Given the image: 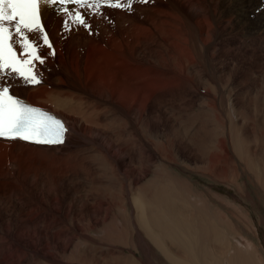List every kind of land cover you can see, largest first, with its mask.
Listing matches in <instances>:
<instances>
[{
	"label": "bare ground",
	"instance_id": "6f19581e",
	"mask_svg": "<svg viewBox=\"0 0 264 264\" xmlns=\"http://www.w3.org/2000/svg\"><path fill=\"white\" fill-rule=\"evenodd\" d=\"M64 7L80 11L89 27L66 30ZM133 7L101 5L98 15L41 0L52 47L38 43L52 54L36 63L38 85L17 77L9 92L64 118L69 131L61 146L0 139V264L32 263L37 250L47 264H87L82 245L116 237L111 227L123 213L135 225L131 234L142 229L170 247L172 254L163 252L172 264H264L238 249L236 236L224 238L233 206L221 220L202 217L193 208L200 190L172 170L177 154L187 161L193 153L255 155L250 144L259 141L264 153V0ZM210 125L222 137L208 148ZM221 174L220 165L210 172Z\"/></svg>",
	"mask_w": 264,
	"mask_h": 264
},
{
	"label": "rangeland",
	"instance_id": "374dc122",
	"mask_svg": "<svg viewBox=\"0 0 264 264\" xmlns=\"http://www.w3.org/2000/svg\"><path fill=\"white\" fill-rule=\"evenodd\" d=\"M86 31L90 34L89 29H86ZM260 102L258 103L260 104ZM225 118L226 125H224L226 128H230L231 125L228 123L230 121L227 117ZM236 122L242 123L237 117ZM259 125L261 123L257 121L254 125L255 129L258 130ZM212 127L211 125L208 127L210 131V134H207L208 148H211L216 144L218 138L221 139L222 137V134L215 127H213L215 128L213 130ZM211 130H213L212 133ZM260 142L250 144L252 151L257 152L255 155L254 153H193V157H190L192 158L191 161H187L186 158L176 153L177 160L172 166V170L178 178L188 179L194 190H200V197L195 198L198 205H193V208L198 210L202 217H205V213L209 212L213 219L221 220L226 216L229 205L233 206V211L236 210L235 217L231 215L226 219H229L234 225L228 228L229 233L225 231L227 237L224 238L228 239L236 236L241 243L237 248L244 252H252L251 255L255 257L253 261H258V255L264 258V182L260 181V175L262 178L264 177V173L260 174L261 171L264 172V165H261V158H264V153H261L262 143ZM215 163L220 165L222 174L217 176L216 179H212L210 172L212 173V170L217 168ZM245 163L247 165L249 163L250 166H244ZM184 164H188L189 168H183ZM224 201L228 204H225ZM123 215L122 221H116L111 227V229L115 228L116 237L105 234V236H95V243L90 241L87 245H82L86 249H90L87 252L90 257L87 264L92 260H95L94 264L95 262L97 264H172L163 252L167 250L168 253H171L170 247H165V245H162L163 248L158 247L142 229L139 230L140 234H131L130 227L133 228L135 225L132 224V227L131 223L128 222L127 215L124 213ZM119 229L124 230L126 234L120 235L118 233ZM198 240L201 241L200 237L197 238ZM142 242L143 244H139ZM197 244L198 248L203 247V244ZM248 245L252 247H247ZM211 246L213 245L207 246L206 250H209ZM251 248L252 250H250ZM253 251L256 254H253ZM246 255L248 256L249 253ZM36 256L38 258L32 259V263L23 260L19 264H47L44 263L43 250L42 252L37 250ZM197 257L202 260V256ZM206 257L209 258L210 256ZM18 259L20 258L15 260Z\"/></svg>",
	"mask_w": 264,
	"mask_h": 264
},
{
	"label": "snow or ice",
	"instance_id": "6c2138e0",
	"mask_svg": "<svg viewBox=\"0 0 264 264\" xmlns=\"http://www.w3.org/2000/svg\"><path fill=\"white\" fill-rule=\"evenodd\" d=\"M50 5L73 4L80 9H95L100 12L101 5L133 11L134 4L148 3L150 0H45ZM41 0H0V139L7 141L22 140L36 144H63L65 134L69 131L59 118L32 107L13 92L10 94L9 79H16L22 86L38 85L40 73L36 63L43 65L46 55L38 41L51 49L52 44L40 21L39 4ZM67 14L63 20L66 30L72 26L88 28V21L80 11L64 7ZM28 34H31V38ZM19 45V54L12 47V41ZM22 57V58H21Z\"/></svg>",
	"mask_w": 264,
	"mask_h": 264
}]
</instances>
